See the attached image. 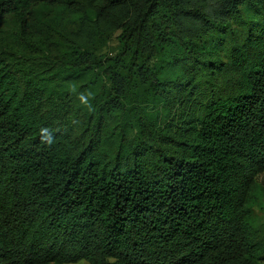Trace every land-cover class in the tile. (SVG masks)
Wrapping results in <instances>:
<instances>
[{"label":"trees","instance_id":"trees-1","mask_svg":"<svg viewBox=\"0 0 264 264\" xmlns=\"http://www.w3.org/2000/svg\"><path fill=\"white\" fill-rule=\"evenodd\" d=\"M42 5L65 10L75 70L102 67L84 51L118 33L104 67L114 86L130 60L116 93L141 78L177 114L156 127L153 152L122 140L102 151L100 115L92 125L85 113L82 134L60 130L0 53V264L264 261L251 214L264 173V0H0V26L15 18L24 43L37 39Z\"/></svg>","mask_w":264,"mask_h":264},{"label":"rangeland","instance_id":"rangeland-1","mask_svg":"<svg viewBox=\"0 0 264 264\" xmlns=\"http://www.w3.org/2000/svg\"><path fill=\"white\" fill-rule=\"evenodd\" d=\"M39 22V36L37 39L24 43L18 34V25L15 18L9 17L0 26V53L5 63L21 80H28L44 95L43 109L45 114L56 126L69 134H79L83 130L92 129L98 123L100 132L96 139L98 147L103 151H116L118 143L122 140L123 146L140 145L142 148L155 151L159 148L155 137L159 136V124L175 119L176 108L168 102L159 100L158 96L151 95L141 78L136 81L133 93L127 97L116 93L118 83L128 75L130 57L123 58L117 73L120 78L115 86L104 73L109 58L118 53V33H113L107 40L85 50L101 59L102 67L94 68L87 73L75 70L70 60L69 49L62 42V34H66L64 25L68 23L63 7L38 6L35 11ZM250 16L245 10L244 19ZM103 41L105 43L103 44ZM93 72V73H92ZM107 100L106 107L98 112V106ZM96 106V107H95ZM93 109L94 116L91 126H86L87 111ZM137 116L148 118L149 124L155 130L146 133L136 128ZM91 137L94 133H88ZM149 140H152L149 142ZM156 144V145H155ZM141 148V149H142ZM252 225L257 230L259 241L264 248V173L255 181L251 200ZM77 264H83L82 262ZM264 264V261L260 262Z\"/></svg>","mask_w":264,"mask_h":264}]
</instances>
